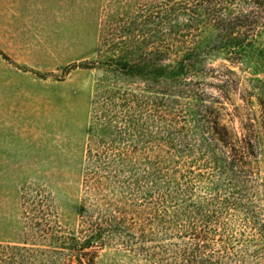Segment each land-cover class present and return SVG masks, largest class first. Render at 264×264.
<instances>
[{
	"label": "rangeland",
	"instance_id": "374dc122",
	"mask_svg": "<svg viewBox=\"0 0 264 264\" xmlns=\"http://www.w3.org/2000/svg\"><path fill=\"white\" fill-rule=\"evenodd\" d=\"M146 2L0 0L1 244L26 241L45 246L52 234L86 235L89 224L119 207L127 223L132 225L133 218L140 224L134 232L139 233L141 227L150 232L151 225L146 223L149 210L133 204H144V192L135 180L142 178L143 184L155 160L151 163L142 155L144 148L151 146L147 143L149 124L141 117V130L135 138L131 132L118 133L123 124L119 95L131 91L146 96L151 93L143 90L148 81L145 76L119 72L103 63L106 58H135L142 53L139 49L146 47L149 27L141 16ZM249 65L232 66L236 74L230 78L237 85L233 84L230 99L217 88L221 83L217 78H207L208 85L202 88L225 104L228 114L223 115V121L230 127L239 128L241 120L254 118L261 130L259 98L264 96V69ZM243 89L250 97L249 104L242 99ZM104 125L107 159L113 161L107 169L111 178L100 173L103 179L89 188L87 150L98 147L91 139L100 140L98 132ZM134 144H138V154L132 151ZM121 151L130 153L127 163L120 162L118 156L113 159L114 152ZM165 154L162 149L161 155ZM161 159L160 166L174 168L178 157ZM260 160L263 174V157ZM190 162L179 166L181 171L173 173L174 178L180 181L182 174L189 177L190 170L198 169L199 162ZM121 166L125 171L119 173ZM192 182L196 195L208 192L204 182L196 178ZM234 226L240 228L238 221ZM150 238L145 242L140 239L131 249L115 236L96 249L92 264H160L145 255V249L161 242L159 237Z\"/></svg>",
	"mask_w": 264,
	"mask_h": 264
},
{
	"label": "trees",
	"instance_id": "16d2710c",
	"mask_svg": "<svg viewBox=\"0 0 264 264\" xmlns=\"http://www.w3.org/2000/svg\"><path fill=\"white\" fill-rule=\"evenodd\" d=\"M142 12L144 24H149L142 53L103 63L148 81L143 90L151 93L146 96L131 91L119 95L123 124L118 133L131 132L135 138L141 119L149 124L151 146L142 155L151 163L155 160L148 179L143 184L142 178L135 180L144 192V204H133L149 210L150 232L143 227L134 232L140 224L133 218L132 225L127 223L119 207L89 224L86 235L52 234L45 246L0 243V264H92L96 249L115 236L131 249L140 239L159 237L161 242L145 249V255L160 264H264V173L258 166L260 157L264 159V96L259 98L261 130L254 118L230 127L223 121L225 104L202 88L207 78H217V88L230 99L237 85L230 78L236 74L232 66L241 68L245 62L251 69H264V0H148ZM246 91L242 99L249 104ZM98 133L100 140L91 139L98 147L87 150L89 188L103 179L100 173L111 178L107 127ZM136 149L138 144L132 151L139 152ZM117 156L122 163L130 160V153L114 152L113 159ZM162 156L164 161L178 157L174 168L160 166ZM188 161L199 162L198 169L178 181L172 174ZM192 178L204 182L208 192L196 195Z\"/></svg>",
	"mask_w": 264,
	"mask_h": 264
}]
</instances>
